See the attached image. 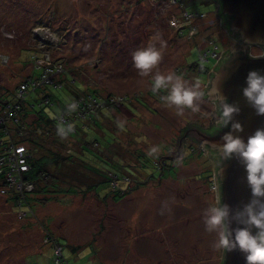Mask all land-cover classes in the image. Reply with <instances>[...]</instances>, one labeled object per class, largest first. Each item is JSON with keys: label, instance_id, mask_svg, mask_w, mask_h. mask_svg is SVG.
Wrapping results in <instances>:
<instances>
[{"label": "rangeland", "instance_id": "rangeland-1", "mask_svg": "<svg viewBox=\"0 0 264 264\" xmlns=\"http://www.w3.org/2000/svg\"><path fill=\"white\" fill-rule=\"evenodd\" d=\"M202 1L185 0L189 10L205 12L195 17L186 11L187 18L180 0H0V93L4 99L17 100L14 91L32 72L28 60L32 54L41 55L35 59L40 66L62 61L57 66L70 71L77 89H84L83 83L90 80L110 102L129 98L119 105L121 110L106 108L108 121L103 117L98 120L101 124L89 129L88 141L97 144L87 148L84 161L75 155H82V140L69 137V145L59 147L62 154L71 149L74 159L53 164L51 171L59 172L60 184L75 187L77 194L58 195L62 199L46 204L34 202V215L25 217L4 195L15 186L19 190V182L14 187L6 183L0 187V264H57L52 244L45 238L47 230L60 239L69 264L221 263L224 248L215 246L217 234L209 232L204 222L205 209L218 201L215 165L205 146L186 136L183 148L192 144L193 150L185 147L182 155L162 159L177 161L176 177L150 180L142 187L131 182L145 179L146 174L159 175L154 158L178 146L180 129L187 123L197 121L204 128L215 123V100L202 95L199 111L185 108L178 113L175 106L168 107L160 99L163 91H151L150 78L142 77L132 60L134 50L149 43L159 47L163 39L166 44L153 74L156 70L175 71L190 84L198 82L199 90L205 88L209 78L190 64L213 68L223 53L203 60L201 51L212 41L225 52L237 41L220 25L214 3ZM179 20L193 23L184 36L179 35L183 26ZM41 21L49 26H41ZM36 25L38 29H34ZM50 44L54 47L46 49ZM250 53L264 52L254 45ZM63 84L57 92L71 100L73 93L67 86L72 84ZM3 109L0 103V112ZM45 109L51 117L60 111L58 106ZM35 119L31 115L28 121ZM117 121H123L125 127L119 128ZM82 126L87 129L90 124ZM153 145L158 155L148 156ZM8 149L0 148V155L8 153L4 156L11 167L13 154ZM1 156L0 165L5 161ZM6 171V181L17 177V172ZM111 179L125 190L131 183L133 189L115 199ZM94 182H98L95 190L87 188ZM33 187L24 182L21 188L31 191Z\"/></svg>", "mask_w": 264, "mask_h": 264}, {"label": "trees", "instance_id": "trees-1", "mask_svg": "<svg viewBox=\"0 0 264 264\" xmlns=\"http://www.w3.org/2000/svg\"><path fill=\"white\" fill-rule=\"evenodd\" d=\"M218 1H220V7H216L218 20L220 22V25L223 28L227 29L228 32H230L231 31L229 27L230 18L222 13V3L221 0ZM179 6L182 13L186 11H190L191 13L196 14L195 17H201L203 14H205V12L203 11L189 10L187 8V4L185 0H180ZM41 23L42 21L40 22V24ZM191 24L193 23L190 22L189 20L186 21V24L184 23L181 29L179 30L180 31L179 35L184 36L185 34H188ZM41 26L44 27L49 25L47 24V22H43ZM210 45L211 46H208L207 49L205 48L204 50L201 51L204 52L201 53V59L208 60L210 59L211 56H213L212 55L213 53L219 54L220 56L221 53H223L224 55V53L227 54L228 52L227 50L225 52H223L222 49L218 50L217 49L218 44H215V42L211 41ZM45 47L46 49L49 50L54 46L50 44V45H46ZM249 52L250 51H248L247 53L248 55ZM241 53H243V51ZM39 56L41 55H38L37 57L33 56V54L30 55L28 60L32 63V72L30 75L27 76L26 79H22L17 85L14 91L15 97L17 99L15 102L7 101L0 93V103L3 104L5 107H7L8 105L10 107H14L12 108L11 116L8 112L6 113L7 116L5 121L4 122L0 121V148L4 150L6 146H8V142L10 141V139H12V142L15 143L16 145L26 144V147L28 148L30 154V157L28 159L29 170L24 173L23 179L26 181L30 180V182L34 184L33 189L31 191H26L24 188L18 190L15 189L16 188L15 187V188H11L12 191L11 193L4 194L7 196V199L12 202L14 207L18 208V211L24 212L25 217H28L30 213L34 215L35 213V209H34L35 206H33L34 202H37L39 204H46L48 202H52L57 199H62L58 197V195H74L79 192V190L76 189L75 187H63L60 184L61 178L58 175L59 172L57 173L51 171V167L53 164H58L60 161H72V159H74L73 158L74 153L72 154L71 149L66 150L68 154L64 153L65 154L64 155L62 154L59 147L63 145L64 146L69 145L68 144L69 137L71 138L76 137L79 139V141L82 140V142L84 143L81 147L82 148L81 154L83 155V157L80 154H75V155L76 156L78 155L80 161H84L85 160L84 157H86L85 153H87V148L92 147L91 145L93 144H97L96 141H92V142L88 141V137L90 136L89 129H91L92 126H98V124H101V122L100 123L98 122L99 119L103 117L105 118L108 117L109 113L108 111H106V108L118 107L117 109L121 110L119 105H123L125 101L129 100V98L124 96L121 102H117L116 100L110 102L109 98L106 99L101 96L102 94L98 88L92 87L94 84L96 85L98 84L97 83L93 84L91 83L90 80L85 81L83 83L84 89L82 90L77 89L74 86L76 78L69 76V72H70L69 70L60 68L59 71H56V68H59L58 66L61 65L62 61H60L59 59H55L54 60L55 63H52L53 66L51 67L40 66L37 65V62L35 60ZM190 66L196 67L198 73H205L207 75V78H209V76L212 77L215 71H217L220 68L221 64H217L213 68L203 67L198 63L190 64ZM37 69H39L38 73H36ZM48 76L50 78L46 79L48 78ZM67 81H69V83L72 84L71 87L67 86L68 89L73 93V97L71 100H64L66 96L62 97L61 94L59 95L57 92L58 89L63 88L64 85L63 83L64 82L66 83ZM22 85H26L23 93L24 96L19 97V92L21 90ZM108 96L111 95L108 94ZM45 98L48 99V102H44ZM71 101H76L78 107L75 111L68 112L66 109V105ZM140 101H143L145 103L144 99ZM45 106H49V107L58 106L60 111L55 115V117H51L46 112ZM220 114L221 111L219 110V115ZM31 115L36 116V119L33 122L28 121V118ZM61 116L66 117L67 119L65 121L67 122H61L60 121ZM85 122H88L90 124V126L87 129L82 126V124ZM61 123L64 124L71 123L73 125L72 132L66 138H61L57 134V126ZM10 125L13 128L15 127L13 131ZM183 131L184 129L182 130L181 136L184 133ZM83 137L86 138L83 139ZM51 142L57 144V146L53 144V147L48 148L46 145L47 143H51ZM27 144L29 146H27ZM185 147H190V149L192 150L194 148L192 144H189L187 146L184 145V149ZM199 152L203 154V149H201V151ZM161 157L163 156L161 155L159 156L160 161L158 158L157 159L154 158L153 160V165L158 170V174H159L158 176L146 174L147 177L145 179L139 178L138 180H131L130 176L128 175H126V177L129 178L131 182L137 184V187H142L143 185H146L148 183L147 181L150 180L154 181L157 179H164L168 176L176 177L178 173L177 161L173 159L162 161ZM5 175H6L5 172L0 173V187H2L5 183L7 184V181L5 180ZM209 175L211 180L213 173L210 172ZM203 178L205 179L206 177ZM98 182L89 183L87 185V188H89L90 190H95L93 189V187ZM111 182L115 183V186H113L112 188L115 190L114 191L115 193L112 192V194L115 196V199L118 200L122 198L125 194H127L129 189L130 190L133 189L131 187V183L129 185L130 188L128 186L125 190V188H121L116 185V180L114 181L112 180ZM116 186L119 188L116 189L115 188ZM57 237L58 236H55L53 232L47 230L45 238L47 239V241H49L52 244L51 248L54 253V262H56L57 264L63 262L64 264H69L68 259L63 254V249H64L63 244L61 243L60 239ZM58 248H60L61 250L60 254L57 252Z\"/></svg>", "mask_w": 264, "mask_h": 264}, {"label": "clouds", "instance_id": "clouds-1", "mask_svg": "<svg viewBox=\"0 0 264 264\" xmlns=\"http://www.w3.org/2000/svg\"><path fill=\"white\" fill-rule=\"evenodd\" d=\"M160 46L149 43L147 46L137 48L132 53L134 66L139 74L147 76L151 81V91L161 93L160 99L168 107L175 106L178 113H183L185 108L193 112L200 110L202 92L200 85L190 84L182 74L175 71L156 70L161 58L162 50L166 44L159 40ZM252 54V53H251ZM253 55V54H252ZM243 93L249 103L258 114H264V74L258 70H251L247 76V85ZM222 111L218 117V123L227 126L231 121V127L235 131H242L240 121H233V114L240 111L237 104L229 103L220 95ZM76 101L67 103L68 112L77 109ZM118 127L123 129L125 123L117 121ZM73 130L71 123H61L57 126V134L66 138ZM235 131L226 132L220 146L224 158H229L233 153L238 154L244 161L247 169V179L251 186L253 199L244 208L234 214V219L243 227H237L234 232L229 227V206L217 201L210 204L204 211V222L209 232H216L217 248L234 249L239 247L247 253L248 264H264V128L257 129L247 142L235 134ZM148 156L158 155L157 146L150 147ZM256 231H253V229Z\"/></svg>", "mask_w": 264, "mask_h": 264}, {"label": "water", "instance_id": "water-1", "mask_svg": "<svg viewBox=\"0 0 264 264\" xmlns=\"http://www.w3.org/2000/svg\"><path fill=\"white\" fill-rule=\"evenodd\" d=\"M221 3L222 13L230 18L229 27L232 33L241 40L240 46L246 49L243 53L234 54L226 63H221L219 60L217 64H221L220 68L211 78L209 76L208 85L200 91L203 96L216 101V109L212 112L214 117L218 113L217 104L222 111L220 95L229 103L237 104L240 111L233 114V121H240L243 129L242 131L233 130L230 121L227 126L222 125L214 133H207L199 128H197L199 131L195 132L194 127H202V124L192 121L180 130L189 128V134L195 133L193 136L195 141L205 146L213 159L218 201L229 206V227L234 232L237 227H243L233 218L234 214L253 199V193L248 183L247 169L243 159L236 153L229 158H224L220 146L224 143L223 135L228 131H235L236 135L247 142L257 129L264 128V114H258L243 93L251 70H258L264 74V53L252 55L249 52V55L247 54L250 46L258 45L264 49V0H221ZM237 48L239 47L233 49ZM214 120L218 122L215 118ZM189 134L183 133L178 138V146L169 150L166 155H162L161 160L182 155L183 139L186 136L190 137ZM212 151L216 154H211ZM212 155L219 158L216 159ZM253 231L256 229L254 228ZM246 257L247 253L239 247L223 249L221 264H248Z\"/></svg>", "mask_w": 264, "mask_h": 264}, {"label": "built area", "instance_id": "built-area-1", "mask_svg": "<svg viewBox=\"0 0 264 264\" xmlns=\"http://www.w3.org/2000/svg\"><path fill=\"white\" fill-rule=\"evenodd\" d=\"M168 1L171 2V0H168ZM183 14L186 15V12H184ZM186 16H187V18L189 17L188 15H186ZM177 23L184 24L185 23V20H182V21L179 20ZM36 29H38V28H36ZM34 31H36V30H34ZM35 56L37 57V55H35ZM38 58H40V57H38ZM57 69L58 70H56V71H59L60 70V68H57ZM49 78L50 77L48 76V78H46V79H49ZM25 87H26V85H22L21 90L19 92V97H23L24 96L23 93H24ZM43 97H45V96H43ZM44 100H45L44 102H48V99L47 98H45ZM121 100H122V98L119 99L117 102H121ZM15 107H17V106H15ZM5 108L6 109H3V111L0 113V121L1 122H4L5 121L6 116H7L6 113L9 112V114L11 116V114H12L11 111H12V108H14V107H10L8 105ZM66 119H67L66 117L61 116L60 121L61 122H67V121H65ZM7 147H9V149L7 151H11L12 154H13V158H12V160H13V166L10 167V161L9 160H6V156L8 155V153L7 152H5L4 154L1 153L2 156L1 155L0 156H1L2 161L5 160L4 162H6V163L3 162L0 165V173L1 172H5V174H6L7 173L6 170L10 171V169L13 172H17V177L16 178H14V179H12V177H9L8 178L10 182L7 181V185H10V186L14 187L15 186L14 184L17 183V182H19L18 185H20V189H22L21 187H22V185H23L24 182L25 183H32L30 181H26V180L23 179L24 173L29 170V164H28V159L30 157L29 150L26 147V145H24V144L16 145L15 143L12 142V139H10V141L8 142V146H6L5 149H7ZM2 151H3V149H2ZM4 155H6V156H4ZM57 252L59 254L61 253L60 248H58Z\"/></svg>", "mask_w": 264, "mask_h": 264}, {"label": "flooded vegetation", "instance_id": "flooded-vegetation-1", "mask_svg": "<svg viewBox=\"0 0 264 264\" xmlns=\"http://www.w3.org/2000/svg\"><path fill=\"white\" fill-rule=\"evenodd\" d=\"M208 1H211L212 3H214L215 5H217L216 7H220V1H218V0H208ZM210 2V3H211ZM223 25H224V23H223ZM39 26H37V27H35L34 29H36V28H38ZM228 34H229V36H230V38H232V39H234L235 41H237L236 42V46H235V44H234V47H239V48H237L236 50L235 49H233V48H231V49H229L228 50V52H227V54H225L224 53V55H222L221 56V58L220 57H218L217 59L219 60H221V63H226L230 58H232V56L234 55V54H236V55H238V54H240V52H242L243 50H245L244 49V47H242V46H240L242 43H241V40L238 38V37H236L235 36V34L234 33H232L231 31L230 32H228ZM256 46H258V45H256ZM251 47L252 46H250L249 47V51L251 50ZM258 47H260L262 50H263V52H264V49L261 47V46H258ZM235 52V53H234ZM210 78H211V76H210ZM217 109H218V113H216L215 114V119L218 121V117L220 116L219 115V110H220V108H219V105L217 104ZM223 124L222 123H218V122H211L210 123V125L207 127V128H204V127H201V126H199V127H197V126H192V127H194V131L196 132V131H199V130H197V128H199V129H201L202 131H205V132H207V133H214V132H216L217 130H219L220 129V126H222ZM189 129V128H188ZM188 129L187 130H184L185 132H184V134H189L188 133ZM195 133H193V134H189V136H190V139L192 140V141H195V138L193 137V136H195L194 135ZM181 140V139H180ZM181 143V142H180ZM215 152L214 151H212L211 152V154H214ZM216 154V153H215ZM213 157H215L216 159L217 158H219V156H216V155H212ZM217 193H218V191H217Z\"/></svg>", "mask_w": 264, "mask_h": 264}, {"label": "bare ground", "instance_id": "bare-ground-1", "mask_svg": "<svg viewBox=\"0 0 264 264\" xmlns=\"http://www.w3.org/2000/svg\"><path fill=\"white\" fill-rule=\"evenodd\" d=\"M119 188V187H118Z\"/></svg>", "mask_w": 264, "mask_h": 264}]
</instances>
